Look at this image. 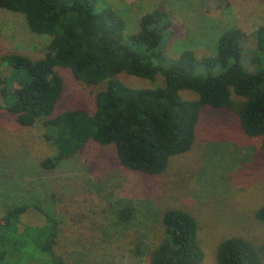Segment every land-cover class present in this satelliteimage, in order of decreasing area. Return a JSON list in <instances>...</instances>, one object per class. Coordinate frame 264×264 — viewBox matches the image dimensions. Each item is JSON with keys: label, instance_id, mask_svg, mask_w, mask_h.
<instances>
[{"label": "rangeland", "instance_id": "rangeland-1", "mask_svg": "<svg viewBox=\"0 0 264 264\" xmlns=\"http://www.w3.org/2000/svg\"><path fill=\"white\" fill-rule=\"evenodd\" d=\"M108 1L124 18L127 33L139 30L143 14L154 9L167 12L172 27L161 48L169 57L185 49L200 56L214 55L219 36L239 27L244 32L245 68L257 71L251 59L263 58L255 33L264 26V0ZM49 41V36L30 31L24 15L0 8V57L17 52L38 58L45 54ZM57 70L65 82L57 111L85 108L93 112L96 95L107 81L89 85L68 68ZM2 71L7 74L9 69L3 66ZM118 77L132 87L164 82L162 75L155 81L126 72ZM181 94L186 99L198 97L189 90ZM44 132L42 123L24 127L8 111L0 110V230L15 238L30 227L26 262L34 258L33 264L40 262L35 257L40 238L37 228L46 223L41 207L59 219L53 248L64 264H150L151 251L164 237L161 216L168 208L185 209L195 216L205 253L202 264H218V245L232 236L249 240L264 263V221L257 216L264 207L263 137L247 136L234 112L204 107L193 147L172 157L166 170L154 175L126 168L113 144L93 140L58 168L46 170L41 161L52 156L55 148ZM18 205L26 209L14 223V233L5 217ZM124 205L135 208V218L128 223L118 221L114 214V209ZM139 247L141 254L136 253ZM18 248L10 241L0 243V262L15 264Z\"/></svg>", "mask_w": 264, "mask_h": 264}, {"label": "trees", "instance_id": "trees-1", "mask_svg": "<svg viewBox=\"0 0 264 264\" xmlns=\"http://www.w3.org/2000/svg\"><path fill=\"white\" fill-rule=\"evenodd\" d=\"M0 8L24 15L31 32L50 37L41 57L17 52L0 57V110L8 111L24 127L43 124L44 136L55 148L52 156L41 161L44 169L58 168L93 140L113 144L126 168L159 174L172 157L193 147L204 107L234 112L242 131L252 138L263 137L264 146V26L255 33L263 58L253 57L257 71H249L242 61L244 32L239 27L219 36L214 55L200 56L185 49L179 56L169 57L161 46L171 32L172 21L161 9L143 14L139 30L127 33L124 18L108 0H0ZM3 66L8 67L7 74ZM57 67L70 69L76 79L89 85L107 81L106 88L96 95L93 112L85 108L57 111L65 90ZM122 72L153 81L162 75L164 82L132 87L118 77ZM183 90L198 97L186 99ZM234 95L243 99L235 100ZM25 209L18 205L8 211L5 219L10 231L16 233L14 223ZM39 209L46 223L37 228L40 238L35 257L42 264H64L53 248L59 219L53 211ZM114 214L118 221L128 223L135 218V208L120 206ZM257 216L264 221V207ZM161 224L164 237L151 251L150 264H202L205 253L191 212L165 209ZM29 230L27 226L25 233L15 238L0 230V243L19 245L15 264H33L35 258L26 262ZM136 253L141 254L142 249ZM217 262L264 264L260 251L242 236L219 243Z\"/></svg>", "mask_w": 264, "mask_h": 264}]
</instances>
